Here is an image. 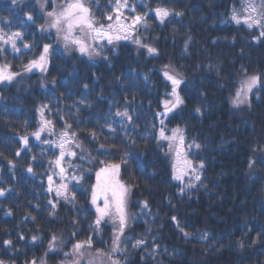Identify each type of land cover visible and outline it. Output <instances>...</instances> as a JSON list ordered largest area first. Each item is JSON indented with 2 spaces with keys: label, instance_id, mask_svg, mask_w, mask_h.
Segmentation results:
<instances>
[{
  "label": "trees",
  "instance_id": "1",
  "mask_svg": "<svg viewBox=\"0 0 264 264\" xmlns=\"http://www.w3.org/2000/svg\"><path fill=\"white\" fill-rule=\"evenodd\" d=\"M84 1L97 26L110 23L106 17L114 15L115 0ZM245 1L127 0L125 12L147 13L146 26L133 39L101 41L100 54L90 58L58 46L52 30L41 31L52 1L41 9L39 0H0V32L23 35L18 52L0 44L7 49L0 52V64L18 74L0 82V260L64 262V251L91 238V248L109 251L120 264H264V37L254 39L262 29L243 23ZM158 7L171 12L163 24L155 15ZM234 10L239 24L231 18ZM25 43L31 47L25 49ZM44 44L51 46L46 70L25 71ZM165 65L183 80L178 91L184 104L161 125L158 113L171 92ZM250 75H258L260 84L248 103L234 105L240 82ZM45 105L43 119L52 124L37 140L32 133ZM125 110L131 121L115 115ZM161 127L166 135L171 128L183 130L189 158L204 165L198 166L199 180L172 178L169 145L158 139ZM65 130L69 137L76 134L65 145L75 155L61 161L62 181L54 161ZM193 142L200 147L189 148ZM116 163L130 186L135 216L120 251L112 253L111 223L104 219L93 230L91 191L96 171ZM61 183L74 200L57 196ZM53 235L60 248L47 250ZM137 240L144 243L133 247Z\"/></svg>",
  "mask_w": 264,
  "mask_h": 264
},
{
  "label": "snow or ice",
  "instance_id": "2",
  "mask_svg": "<svg viewBox=\"0 0 264 264\" xmlns=\"http://www.w3.org/2000/svg\"><path fill=\"white\" fill-rule=\"evenodd\" d=\"M15 2V0H14ZM44 5L41 4V8L43 9ZM129 5L127 0H115V6L112 11L114 15H108L106 19L110 22L105 25L97 26L90 8L86 6L84 0H64L63 5L57 11L53 9L52 11H48L46 16L48 20L45 24L40 25L41 31H48L49 29L55 30L57 37L64 41L65 47L69 48L72 45H75L79 52L84 55L92 56L93 54L99 55V51H97L96 47L93 45L98 41L106 40L108 44H112L113 41H118L121 39H133V33L138 29L139 26H146V17L147 13L137 14L131 18V22H128L127 17L123 16V11L128 9ZM245 12L248 13L247 16L243 17V23L247 24L249 28L259 27L261 28L260 36L255 37L254 39L259 40L261 37H264V3L261 4L259 13L258 7L255 5L253 0H248L245 6ZM131 11H135L134 8ZM156 18L160 21L161 24L165 22V19L171 15V12L167 8L158 7L155 10ZM175 15L180 16L182 13L176 12ZM28 20H33L34 17L29 14ZM232 20L237 24L241 23V17L234 10L232 13ZM115 21V23H112ZM23 39V35L21 32H14L12 34L2 33L0 32V44L2 45H10L13 51H19L17 48V40ZM190 39V38H189ZM91 41L92 43H89ZM134 43L138 46L145 47L149 54L156 53V49L148 46L142 45L139 38H135ZM187 41H185V48L187 49ZM25 49H29L31 45L25 43L23 45ZM49 44L43 45V51L40 53L38 59L30 60L28 65L25 66V71H31L33 68H38L41 71H45L48 62L49 55ZM7 51L6 48H0V52ZM18 74L11 70V65L8 63L0 64V82L8 81L11 82L16 78ZM164 78L171 83V92L168 93L173 99L164 101V109L163 113H158V115L166 116L168 113L177 109L180 105L184 104L183 98L179 94V87L183 83L180 74L175 72L174 69L171 68L170 65L164 66L163 71ZM260 77L258 75L247 76L244 80L240 82L239 88L235 92V97L232 101L234 105H238L244 103L247 100L248 93L252 91L253 88L257 87L260 84ZM53 83H55L53 81ZM87 87V86H85ZM38 109L41 113V121L40 127L32 133L37 140L41 138V133L50 130L51 121L43 119L44 108ZM197 112L200 111L199 108L196 109ZM116 116L121 117L122 119H127L128 121L132 120V117L129 115L128 111H117ZM161 125L164 124L163 119L160 121ZM70 125H66V129H70ZM75 133H71V137H69V132L65 130L61 133V139L59 143L60 155L54 161L56 167L59 168L58 175L61 180L65 179L66 169L61 166V161L64 159L65 155L74 156V152H67L65 145L70 143L72 139L75 138ZM93 138H95V133H92ZM158 139H163L169 141V150L175 151V162L172 165L173 176L172 178L178 181L183 182V178L185 175H188L191 172L194 175L195 180H199L200 176L196 174V167L192 164L190 160L187 159L185 150H184V134L183 130L180 128H174L172 130V135L168 136L165 134L164 127H161L159 130ZM48 143V141H44ZM23 143L27 144V137L23 138ZM196 147L199 148V144H195L193 142L192 145H189V148ZM20 153L18 152L17 155ZM11 164V161H9ZM250 161V166H251ZM203 163L199 165L200 168H203ZM29 172L32 171L31 168L28 169ZM120 171L119 164H111L105 167H101L99 171L95 173L96 175V183L92 185L91 191V203L95 206L96 218L94 221L93 230H99L101 222L106 218L112 219L113 223L118 222V229L114 232L113 238V246L112 253L120 251L119 245L121 242V237L124 233L125 227L128 222V215L126 212V201L128 194L130 192V188L125 186L118 179ZM71 180H78V177H70ZM49 191L52 190V176L49 175ZM190 185H185V187H189ZM183 188H181V192H183ZM4 194V190H0V195ZM57 196H63L65 200L75 199L74 196L70 197L68 194V184L61 183L56 188ZM103 200V206L98 204L99 200ZM143 207H147L146 202H142ZM53 209L56 207L55 204H52ZM53 213H49L52 215ZM174 222H176V217L172 218ZM179 227V224L177 223ZM181 231L183 229L181 228ZM185 236L188 233H184ZM23 239V237H21ZM33 241L37 239V237L33 236ZM57 237L55 235L52 236L49 242V250H55ZM10 240H5V246H11ZM144 243L143 240H137L133 247H139ZM92 242L91 238L77 242L73 245L72 255L76 257L73 264H83L82 258L84 257V249L91 248ZM65 255H69L66 253ZM107 257L110 264H120L118 260L113 258L111 253H103L101 250H97V254L95 257L88 261V264H103L104 258ZM0 264H5L4 261L0 260ZM31 264H36L33 260Z\"/></svg>",
  "mask_w": 264,
  "mask_h": 264
},
{
  "label": "rangeland",
  "instance_id": "3",
  "mask_svg": "<svg viewBox=\"0 0 264 264\" xmlns=\"http://www.w3.org/2000/svg\"><path fill=\"white\" fill-rule=\"evenodd\" d=\"M47 1H52V3H53V7L52 8H50V9H48L47 11H46V13L48 12V11H52L53 9H55V10H59L60 9V7L63 5V3H64V0H62V1H57V0H39V2L42 4L43 3V5L47 2ZM85 2V1H84ZM247 2H248V0H246L245 1V3H244V7H243V13H244V16L243 17H245V16H247L248 15V13L247 12H245V6H246V4H247ZM253 2L255 3V5L258 7V9H259V6H260V0H253ZM87 6V5H86ZM42 9V8H41ZM42 11V10H41ZM46 13L44 14V16H45V21H44V24L47 22V20H48V17L46 16ZM123 16L124 17H127V19H128V22L130 23L131 22V18L134 16V15H130V14H127L126 12H125V10L123 11ZM112 23H115V21H112ZM41 25H43V24H41ZM105 26H107V25H105ZM50 30H52L53 32H54V34H55V37H56V44L58 45V46H60L61 48H63L64 50H66V51H75V52H79V50H78V48L75 46V45H72V46H70L69 48H66L65 47V44H64V41L62 40V39H60V38H58L57 37V34H56V32H55V30H53V29H50ZM101 41H98L96 44H94L93 46L94 47H96V49H97V46H98V44L100 43ZM89 43H92L91 41H89ZM99 48V47H98ZM43 51V50H42ZM41 51V52H42ZM80 53V52H79ZM88 56V55H87ZM93 56H95V54H93L91 57H93ZM39 57V56H38ZM38 57L36 58V59H38ZM90 57V58H91ZM32 70H36V71H39V72H42L40 69H38V68H33ZM250 76H252V75H250ZM247 77V76H246ZM245 77V78H246ZM245 78H243L242 80H244ZM254 89V88H253ZM253 89H252V91H253ZM251 93V92H250ZM250 93H248V96H247V100L244 102V103H248L249 102V95H250ZM173 98L170 96V97H168L166 100H172ZM244 103H241V104H244ZM165 111V109H163V111L161 112V113H163ZM169 114V113H168ZM164 117L165 116H161V115H159V122L163 119V121H164ZM174 128H171V133L168 135V136H171L172 135V130H173ZM167 143H168V145H169V141H167ZM184 150H185V153H186V156H187V159L188 160H190L191 162H192V164L196 167V174L198 173L199 174V164L198 163H196V162H194V161H192L190 158H189V156H188V154H187V150H186V148L184 147ZM170 153H171V157H172V163H174L175 162V151L174 150H172V151H170ZM103 167H105V166H103ZM100 169V168H99ZM99 169L97 170V171H99ZM96 171V172H97ZM96 176V175H95ZM118 179L120 180V182L122 183V184H124L125 186H127V187H129L130 188V186L127 184V183H125L123 180H122V178H121V175L119 174V177H118ZM195 178H194V175L191 173V172H189V174L188 175H185L184 176V178H183V182H186L187 180H189V181H192V180H194ZM95 183H96V179H95ZM131 202H132V200H131V194H130V192H129V194H128V197H127V201H126V212H127V215H128V217H129V219H128V222H127V225H126V227H125V229L126 228H128L129 226H130V224H131V222H132V219H133V217L135 216V212L131 209ZM98 204L100 205V206H103V200L101 199V200H99L98 201ZM94 206V205H93ZM94 208H95V206H94ZM108 222H110L111 223V225H112V231H113V238H114V232L118 229V227H119V225H118V222L117 223H113V221H112V219H110V218H108V217H106L105 218ZM51 240V239H50ZM50 240H49V242H50ZM49 242H48V246H47V250H49ZM77 242H82V241H77ZM76 242V243H77ZM60 248V244H59V242H57L56 241V245H55V250H57V249H59ZM55 250H52V251H55ZM103 253H106V254H108L109 253V251H102ZM66 253H68L69 255L67 256H65L64 258H65V261L63 262L62 260V258L60 257V258H58L57 259V261H55V262H52V263H48V262H46V263H36V264H73V262L75 261V259H76V257L74 256V255H72V248L71 249H68V250H66V251H64L63 252V254L65 255ZM84 257L82 258V260H83V264H88V261L90 260V259H92L93 257H95L96 256V254H97V249H93V248H85L84 249ZM103 264H110V261H108V259H107V257H105L104 258V261H103Z\"/></svg>",
  "mask_w": 264,
  "mask_h": 264
},
{
  "label": "water",
  "instance_id": "4",
  "mask_svg": "<svg viewBox=\"0 0 264 264\" xmlns=\"http://www.w3.org/2000/svg\"><path fill=\"white\" fill-rule=\"evenodd\" d=\"M116 164H119V163H116ZM120 165V164H119Z\"/></svg>",
  "mask_w": 264,
  "mask_h": 264
}]
</instances>
